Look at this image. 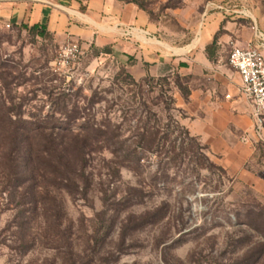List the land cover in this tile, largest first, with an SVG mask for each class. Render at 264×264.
I'll list each match as a JSON object with an SVG mask.
<instances>
[{"label":"rangeland","instance_id":"1","mask_svg":"<svg viewBox=\"0 0 264 264\" xmlns=\"http://www.w3.org/2000/svg\"><path fill=\"white\" fill-rule=\"evenodd\" d=\"M138 1L161 46L178 49L197 39L204 13L223 11L219 33L232 11L244 23L257 14L264 20V0ZM69 41L0 18L5 109L12 119L42 122L62 146L78 143L84 152L66 187L21 167L16 147L0 140V264H264V198L202 167L198 154L212 160L208 150L188 141L179 147L184 134L174 121L184 126V114L175 98L197 78L175 72L135 81L124 58L96 48L79 44V58L63 56ZM231 47L225 43V63ZM144 128L169 139L147 149L139 143ZM136 147L138 162L122 157ZM258 148L253 167L264 172V141Z\"/></svg>","mask_w":264,"mask_h":264},{"label":"crops","instance_id":"2","mask_svg":"<svg viewBox=\"0 0 264 264\" xmlns=\"http://www.w3.org/2000/svg\"><path fill=\"white\" fill-rule=\"evenodd\" d=\"M232 12L236 14L222 24L224 31L217 35L211 56L206 46L220 29L223 11L213 16L204 13L197 39L183 49L169 45L183 52L171 51L176 56L168 58L165 43L161 46L154 35L157 26L132 2L0 0V18L13 24L43 23L55 41L76 40L86 49L96 48L100 54L124 58L125 69L135 81L175 72L196 77L188 99L175 98L176 107L184 113L182 124L207 146L212 161L226 171L232 182L247 185L264 198V172L253 167L259 142L251 108L238 94L240 76L223 60L227 42L232 46L252 42L264 55V20L257 14L244 23L238 11ZM104 48H108L107 53H103Z\"/></svg>","mask_w":264,"mask_h":264},{"label":"trees","instance_id":"3","mask_svg":"<svg viewBox=\"0 0 264 264\" xmlns=\"http://www.w3.org/2000/svg\"><path fill=\"white\" fill-rule=\"evenodd\" d=\"M124 1L132 2L136 4L140 9L144 10L142 4L138 0ZM149 20L152 22L150 17ZM13 25L19 29H25L28 33L34 34L41 38H46L51 35L47 30V26L43 23H34L29 25L27 23L21 22L20 24ZM218 34L219 31L215 34L214 41L210 45L206 46V51L208 52L209 56H211L212 48L215 46V39L217 38ZM104 49L108 51V48ZM188 93L189 90H187L183 96L185 100L188 99ZM169 101L171 102V104L174 103V100L172 98H170ZM174 108L177 109V111H179L180 113L184 114L181 109L176 107ZM12 111V109H5V100L3 96H0V140H8L11 144H13V146L16 147L17 154L19 156L18 159L15 158L17 160V163L19 160V165H21V167L24 168L25 166H28L31 172L35 173L36 175L44 177L48 174L51 175L54 180L58 179L59 183L63 180L69 182L67 184H65V182H62L64 186H71L74 174L77 173V168L75 167V165L78 163V160L79 162L80 160H84L83 146H80L78 145V143H76L71 149L68 147H64L60 142L56 141L55 136L52 137L54 135L52 132H46L47 127L42 125V122H31L30 124H27V122L21 118L12 119V116L9 114ZM174 123L176 125L175 127L180 130L179 132L184 134V137L179 139L180 148H183L184 142L188 141V146L195 151H198V149L208 150L207 146L201 144L197 137L190 135L189 131L184 126L179 125L177 121H174ZM2 125H4L5 127ZM3 127L7 128L6 132H4ZM98 131L102 135H110L107 131ZM159 133V130L144 128L143 131L139 133V143H143L145 141L146 143H144L147 144V149H151L153 145H158L160 139L164 144L169 139L168 134L163 133V136L158 138ZM114 136L117 139L120 138V134L118 133H115ZM29 138H31V140H29ZM176 139L177 138H175L173 141V149L176 148ZM71 152L73 153V159L75 160H70L68 158V155L71 156ZM198 155L202 157V161L199 163L202 167L207 168L210 172L218 171L221 177H225L226 179L231 180L226 171L221 166L210 160L208 156L200 153ZM195 156L198 160L199 157H197V153ZM122 157L126 160H129V158L130 160L131 158L133 160L135 159V162H138V160L140 159V156H138L137 147L134 148L131 152L122 155ZM178 157L179 152H175L173 157L171 158L173 160ZM72 162H74V164Z\"/></svg>","mask_w":264,"mask_h":264},{"label":"built area","instance_id":"4","mask_svg":"<svg viewBox=\"0 0 264 264\" xmlns=\"http://www.w3.org/2000/svg\"><path fill=\"white\" fill-rule=\"evenodd\" d=\"M65 57H77L83 53L78 42L71 40L63 51ZM227 63L240 76L238 94L251 108L254 132L258 142L264 141V55L252 43L233 45ZM229 97V95H226Z\"/></svg>","mask_w":264,"mask_h":264},{"label":"bare ground","instance_id":"5","mask_svg":"<svg viewBox=\"0 0 264 264\" xmlns=\"http://www.w3.org/2000/svg\"><path fill=\"white\" fill-rule=\"evenodd\" d=\"M164 45V47L168 50V51H173V52H175V53H182L183 52V50H178V49H173V48H171L169 45H167V44H163Z\"/></svg>","mask_w":264,"mask_h":264}]
</instances>
